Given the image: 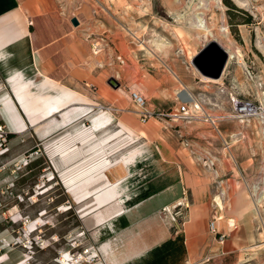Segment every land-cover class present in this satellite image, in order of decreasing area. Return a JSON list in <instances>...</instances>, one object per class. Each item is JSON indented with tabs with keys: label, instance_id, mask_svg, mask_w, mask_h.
Segmentation results:
<instances>
[{
	"label": "crops",
	"instance_id": "obj_1",
	"mask_svg": "<svg viewBox=\"0 0 264 264\" xmlns=\"http://www.w3.org/2000/svg\"><path fill=\"white\" fill-rule=\"evenodd\" d=\"M93 14L86 0H0V89L5 88L0 122L16 134L15 141L37 136L45 142L55 132L64 134L58 156L71 173L63 178L93 239L105 242L108 264H222L257 230L260 187L251 190L247 180L262 171L264 121L250 119L245 125L254 136L244 150L227 146V152L228 116L222 109L228 74L225 67L219 79L208 80L195 67L205 45L179 44L157 30L160 37L143 46L148 53L140 59L117 31L110 36L113 45L102 38L100 53L97 34L103 25ZM11 77L33 81L36 90L43 83L44 91H62L55 110L30 116ZM66 90L71 94L65 96ZM132 91L145 96L151 112H179V100L189 94L206 112L191 104L190 122L162 116L143 121L133 110ZM115 110L122 111L120 130L97 141V132L113 123ZM80 118L90 127L81 125L67 139ZM117 137L125 145L114 147ZM91 141L97 143L79 148ZM134 141L137 145L127 148ZM180 202L186 214L172 222L164 209Z\"/></svg>",
	"mask_w": 264,
	"mask_h": 264
},
{
	"label": "rangeland",
	"instance_id": "obj_2",
	"mask_svg": "<svg viewBox=\"0 0 264 264\" xmlns=\"http://www.w3.org/2000/svg\"><path fill=\"white\" fill-rule=\"evenodd\" d=\"M86 1L94 6L95 22L103 25L97 34L99 43L113 45L110 36L120 31L132 46L133 55L140 59L148 53L142 49V44H155L159 36L157 30L167 32L178 43L198 40L207 45L212 40H227L222 32L219 33L225 24L242 54L229 59L226 86L234 88L232 90L239 98L251 100L264 108V0H221L220 4L214 0ZM202 12L215 23V39L202 40L198 36L204 31L195 26V19ZM229 89L225 90L226 99L214 94V97L226 101L222 111L224 116H228L229 144H223L227 152V146L244 150V143H249L248 140L254 136L249 130L251 127L245 125L248 121L242 123L236 117ZM3 90L5 88L0 92ZM179 103L180 109V100ZM135 107L133 105V110H136ZM119 111H113V123L108 129L97 132V141L105 133L120 130L118 121H122L119 120L122 111ZM0 124L5 128L4 132L0 131V264H67L64 258L69 264H108L107 253L103 250L105 242L93 239L80 217V204L63 178L64 173H71L63 169V161L58 156L64 134L55 132L45 142L37 136L15 141L7 137L6 124ZM81 125L83 128L90 127L88 121L78 119L67 131V139L70 140ZM118 140L119 137L115 138L114 143ZM97 141L82 144L79 148L89 149ZM123 144L124 141H120L114 147ZM135 145L137 141L127 148ZM259 146L261 148V143ZM262 160V171L252 174V181L247 180L251 190L253 185L260 187L258 195L261 203L255 209L257 230L248 234L250 241L243 242L242 249L227 256L222 264H264V158ZM72 205L74 212L70 211Z\"/></svg>",
	"mask_w": 264,
	"mask_h": 264
},
{
	"label": "bare ground",
	"instance_id": "obj_3",
	"mask_svg": "<svg viewBox=\"0 0 264 264\" xmlns=\"http://www.w3.org/2000/svg\"><path fill=\"white\" fill-rule=\"evenodd\" d=\"M214 1L217 2L218 4L221 3V0H214ZM242 3H244V5H245V2H242ZM204 6L208 7L206 4ZM214 24L215 23L213 21H211V19H209L203 12L200 13L199 15H197V17L195 19V26L204 31V33L202 35H200L203 40H210L211 37L215 39ZM130 32L137 39L139 38L134 31H130ZM221 32H222L223 37L226 38L227 40L222 41L221 39L220 40L218 39L217 42L224 48V50L226 52L229 53L230 58H234L237 55L241 57L242 54H241L239 48L237 47L238 45L236 46V44H235L236 42L231 39V37L229 35L228 27L225 24L221 26V31L219 33H221ZM97 44H101L103 47L102 43L98 42ZM144 45H145V43L142 44V46H144ZM103 50H104V47L102 48L100 53ZM14 79L15 78L11 77V81H12V84L14 86V90H15L17 96L19 97L24 109L27 111V113L30 116L33 117V115H35L37 111L38 112L42 111L43 114L48 115L50 112L55 110V108H56L55 103L57 100L58 93H61L62 91L60 92L57 89H56L58 91L57 93H51V92L44 91L42 88L43 83L41 84L42 86L40 85L41 88L39 90H36L35 89L36 85H35V83H33V81L27 80V79H25V77H21L19 80H14ZM207 79L208 80H215V79H212V77L211 78L208 77ZM46 83H44V84H46ZM64 93H65V96H68L71 94L69 90H66ZM189 96H191V95L189 94ZM202 110L204 112H206V109L204 107L202 108ZM229 116H231V115H229ZM123 128L126 129V126L123 125ZM257 189L258 188H256V191H257ZM257 201H258V203H261V198L258 197ZM105 252H106V250H105ZM63 261L66 262L67 264L70 263L68 261V259H65V258Z\"/></svg>",
	"mask_w": 264,
	"mask_h": 264
},
{
	"label": "built area",
	"instance_id": "obj_4",
	"mask_svg": "<svg viewBox=\"0 0 264 264\" xmlns=\"http://www.w3.org/2000/svg\"><path fill=\"white\" fill-rule=\"evenodd\" d=\"M97 52L102 50L101 44H97ZM224 72V71H223ZM132 100L137 107L135 110L139 115L140 118L143 121H147L150 116H162V117H169L175 120L184 121V122H190L194 114L192 115L189 106L193 104V110L194 111H201L202 105L200 102L195 101V99L192 96H183L180 105V111L176 113L168 112V111H156L151 112L146 109L147 100L145 96H143L141 93L137 91H133L131 93ZM231 100L234 103L235 110L237 112V116L240 119V122L245 123L249 121L252 118H258L261 121H264V108L260 105H258L256 102H253L251 100H244L239 98L238 95H235V93L231 96ZM4 126L0 124V131H5ZM7 133V132H6ZM183 203L180 202L176 204L174 207L165 208L164 211L170 216V218L173 221H180V219L183 218V216L186 214L183 210ZM211 229L215 231V222H211ZM221 239H224V236L221 237Z\"/></svg>",
	"mask_w": 264,
	"mask_h": 264
},
{
	"label": "water",
	"instance_id": "obj_5",
	"mask_svg": "<svg viewBox=\"0 0 264 264\" xmlns=\"http://www.w3.org/2000/svg\"><path fill=\"white\" fill-rule=\"evenodd\" d=\"M78 24L77 18L73 19ZM230 59L229 53L216 41H210L194 58L193 64L205 76L219 79Z\"/></svg>",
	"mask_w": 264,
	"mask_h": 264
},
{
	"label": "trees",
	"instance_id": "obj_6",
	"mask_svg": "<svg viewBox=\"0 0 264 264\" xmlns=\"http://www.w3.org/2000/svg\"><path fill=\"white\" fill-rule=\"evenodd\" d=\"M15 136H16V134L7 133V137H8L9 139H12V138L15 137ZM33 151H35V150H33ZM33 151H32V152H33ZM70 211H71V212H74V205L71 206Z\"/></svg>",
	"mask_w": 264,
	"mask_h": 264
}]
</instances>
